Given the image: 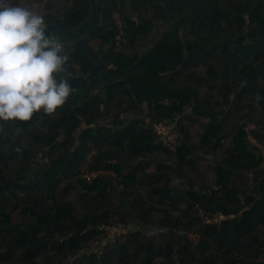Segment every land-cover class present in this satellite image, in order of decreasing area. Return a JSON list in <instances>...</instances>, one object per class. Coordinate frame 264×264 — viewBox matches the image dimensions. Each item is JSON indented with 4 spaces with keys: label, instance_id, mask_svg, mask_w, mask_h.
<instances>
[{
    "label": "trees",
    "instance_id": "1",
    "mask_svg": "<svg viewBox=\"0 0 264 264\" xmlns=\"http://www.w3.org/2000/svg\"><path fill=\"white\" fill-rule=\"evenodd\" d=\"M65 1L61 16L44 18L64 42L61 75L74 93L51 114L0 120V264H68L71 256L75 264H264V0ZM156 21L163 29L148 49L114 50L134 48ZM216 54L218 66L209 60ZM210 77L220 79L212 87L220 99L184 82ZM188 108L206 120L196 146L182 121ZM220 108L232 125L219 119ZM34 120L42 131L33 132ZM157 122L174 126L173 150L158 140ZM218 149L213 183L196 189L191 156ZM18 157L21 168L7 175ZM93 172L100 174L85 177ZM246 174L252 190L235 182ZM200 211L233 218L205 225ZM16 212L24 223H13ZM155 215L169 232L151 240L143 227ZM105 225L127 232L91 250Z\"/></svg>",
    "mask_w": 264,
    "mask_h": 264
},
{
    "label": "clouds",
    "instance_id": "2",
    "mask_svg": "<svg viewBox=\"0 0 264 264\" xmlns=\"http://www.w3.org/2000/svg\"><path fill=\"white\" fill-rule=\"evenodd\" d=\"M42 14L16 0H0V120L51 114L75 89L64 72L68 57Z\"/></svg>",
    "mask_w": 264,
    "mask_h": 264
},
{
    "label": "rangeland",
    "instance_id": "3",
    "mask_svg": "<svg viewBox=\"0 0 264 264\" xmlns=\"http://www.w3.org/2000/svg\"><path fill=\"white\" fill-rule=\"evenodd\" d=\"M18 3L21 4L22 6H27V7L31 8L32 10L36 11L39 14H42L43 16L46 15L47 13H54L55 15L61 16L62 13L65 11V7H69L71 4L65 0H19ZM115 20L117 21V24L120 26L121 23H120L117 15H115ZM158 23H159V21H156V25L151 29L150 34L148 36L139 37L134 48H131L129 46L125 47L123 45L118 44V42H117L116 44H118V45L115 46L114 50H121V51H124L125 53L131 55V54H133V49H138V50L148 49L150 47V45L154 42V39L159 37V34L161 33V30L163 29V27H161ZM116 38L118 41L121 40L120 34L117 35ZM92 44H93V47L95 50H97L100 47V45L97 44L96 42H93ZM103 48H105V47H103ZM209 60L215 66H218V64L221 63V58L218 54L211 56L209 58ZM191 69L193 71H195L196 74L200 75L201 77H204V76L207 77V70H206L205 66H203V65L196 66L195 65ZM184 82L187 84H190V83L196 84L197 88L200 90L202 95L209 96L212 99H220V96L217 93V89L215 90L212 88L213 85L220 82L219 78L210 77L205 82H202V81H200V82L184 81ZM257 104H258V102H257V100H255V105H257ZM244 105L246 107L249 106L247 101L244 103ZM220 110L225 111L226 108H220L217 111L219 119L220 120L224 119L223 120L224 123H226L227 125H232L235 122L234 119L223 118V113L220 112ZM249 110H250V108L248 107L246 109V111H249ZM259 115H260V113H259ZM187 117H189V119ZM133 118H134V116L128 117L129 120H132ZM177 119L179 120L180 117H178ZM146 120H148V118H146ZM182 121H183V125L185 126V129L188 130L190 142H192L193 145L196 146L198 144V138H199V135L201 133V125L204 124L206 120H203L201 118L194 116L191 113V110L188 108L187 111L185 112V114L183 115ZM33 122H34V128L32 129L33 132H38V131L43 130L41 123L38 120L37 121L34 120ZM102 123H103V121L99 124H102ZM240 123H241V121H239V123H237V124H240ZM95 127H96V125H95ZM248 128H250V129L256 128V117H254L252 120L249 121V127ZM250 140L253 143H256V141L254 140L252 135H250ZM29 143H30V140L24 139L23 146L27 147ZM261 149L263 150L262 153L264 155L263 147H261ZM94 154H95V151H94ZM219 154H220L219 149L216 151L215 154H202L199 150H197L195 155L193 154L191 156L192 160H193V165L190 166V168H189V177L193 181L194 187L196 189H199L203 186L211 185L213 183L214 178H215L214 172H213V167H214L217 159L219 158ZM169 162H172V161L170 160ZM21 164H23V160L20 159V157H18L17 159H14V160H10V162H8V164L5 166V170H6L7 175H15L16 171L21 168ZM150 168L153 169V167H150ZM262 168L264 170L263 165H262ZM85 170L87 172V167L85 168ZM109 174H112V173L109 172ZM252 177H253L252 174H246V176L239 175L235 179V182L243 190H252L253 186H254ZM184 182H185L184 180H175L173 182V185H183ZM65 184L66 183L61 184L60 187L64 188ZM73 197H74V195H71L69 197V199L73 200ZM196 217H197V220H200L199 214L196 215L195 218ZM158 218L159 217L157 215L153 219V220H155L153 223L143 227L144 234L148 238H150L151 240L158 239L161 235L169 232V228H166V227L161 228L159 226L160 222L157 220ZM13 223H24V218L20 214V212H16L15 214H13ZM180 233H183V232L181 231ZM187 236L189 239H191L192 241H195V242L198 240V237H199V235L196 232H189ZM173 242L175 244L174 245L175 250H177V244L179 246V243H178V241H173ZM176 242H177V244H176ZM91 246H92L91 250L96 249V245L95 246L91 245ZM72 257L73 256H71V258L67 259L68 264H75L76 263L75 262L76 259H74V257L73 258ZM263 261H264V258H263Z\"/></svg>",
    "mask_w": 264,
    "mask_h": 264
},
{
    "label": "built area",
    "instance_id": "4",
    "mask_svg": "<svg viewBox=\"0 0 264 264\" xmlns=\"http://www.w3.org/2000/svg\"><path fill=\"white\" fill-rule=\"evenodd\" d=\"M153 131L157 135L158 140L168 149L173 150L176 146L178 134L174 129V126L167 125L161 122H157L153 124ZM264 166V161L263 164ZM100 172H93L91 174H86L85 177L91 179L92 177H96ZM200 221L205 225H215L220 224L223 221L233 218V215H224L220 212H217L213 215H207L203 211L199 213ZM102 232L105 234V238L101 243H94L93 246L96 245V249L94 251H101L104 244L108 242H113L116 236L124 235L127 232L126 227L122 225H105L102 228Z\"/></svg>",
    "mask_w": 264,
    "mask_h": 264
}]
</instances>
